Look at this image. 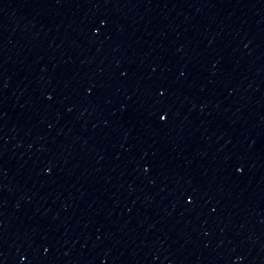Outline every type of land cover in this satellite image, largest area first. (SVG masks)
Masks as SVG:
<instances>
[{"label": "water", "instance_id": "obj_1", "mask_svg": "<svg viewBox=\"0 0 264 264\" xmlns=\"http://www.w3.org/2000/svg\"><path fill=\"white\" fill-rule=\"evenodd\" d=\"M0 264H264V0H0Z\"/></svg>", "mask_w": 264, "mask_h": 264}]
</instances>
